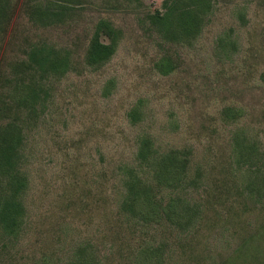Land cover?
<instances>
[{
    "label": "rangeland",
    "instance_id": "obj_1",
    "mask_svg": "<svg viewBox=\"0 0 264 264\" xmlns=\"http://www.w3.org/2000/svg\"><path fill=\"white\" fill-rule=\"evenodd\" d=\"M23 3L0 44V98L13 90L10 65L34 45L67 50L77 65L37 76L35 113L19 111L25 210L15 236L0 232V264H65L80 245L99 264H134L140 245L160 247L162 264H264V165L238 166L232 152L237 132L264 149V0H213L200 35L170 47L147 22L163 0H79L47 23ZM102 18L122 33L93 69L82 56ZM166 51L176 69L163 75L154 63ZM226 106L239 109L235 121L223 118ZM145 134L189 157L193 183L177 191L197 206L189 226H131L120 213L122 167Z\"/></svg>",
    "mask_w": 264,
    "mask_h": 264
},
{
    "label": "trees",
    "instance_id": "obj_2",
    "mask_svg": "<svg viewBox=\"0 0 264 264\" xmlns=\"http://www.w3.org/2000/svg\"><path fill=\"white\" fill-rule=\"evenodd\" d=\"M23 1L34 20L41 23L61 19L69 7L79 2ZM19 3L20 0H15L13 5L12 0H0V44ZM162 5L161 11L147 14V22L162 43L170 47L190 43L200 35L212 12L213 0H163ZM121 33L111 21L99 19L86 44L82 63L93 69L106 64L116 51ZM221 44L225 45L223 41ZM27 55L24 61L10 65L13 90L8 91L5 99L0 98V232L7 237L18 232L25 210L23 197L27 177L21 169L20 158L24 143L22 122L27 119H22L20 114L23 113L19 114V111L29 117L35 113V103L41 91L37 76L43 79L46 75H59L77 65L69 51L51 46L34 45ZM154 66L159 73L167 75L175 71L176 62L166 51ZM15 108L18 113H12ZM140 115L138 107L128 113L133 123L140 120ZM222 115L225 120L232 121L240 116L239 109L232 106L224 107ZM232 147L234 162L238 166L252 170L260 162L264 165V149L259 152L256 143L248 142L242 133H235ZM189 162L186 152L174 148L161 151L149 135L139 137L133 163L122 167L120 213L131 226L168 220L184 228L200 218L197 206L187 203L177 194L187 182L193 183L188 176ZM162 254L158 246L140 245L133 254L134 264H162ZM65 264H99V261L90 245H80Z\"/></svg>",
    "mask_w": 264,
    "mask_h": 264
}]
</instances>
